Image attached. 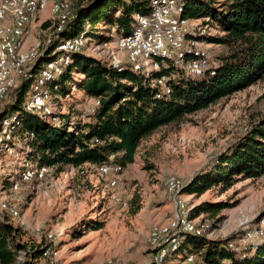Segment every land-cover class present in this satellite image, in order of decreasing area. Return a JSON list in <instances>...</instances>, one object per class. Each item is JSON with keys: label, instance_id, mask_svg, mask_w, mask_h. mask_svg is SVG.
Listing matches in <instances>:
<instances>
[{"label": "rangeland", "instance_id": "1", "mask_svg": "<svg viewBox=\"0 0 264 264\" xmlns=\"http://www.w3.org/2000/svg\"><path fill=\"white\" fill-rule=\"evenodd\" d=\"M69 1L75 8L87 0ZM44 10L39 20L43 44L52 35V14L49 7ZM207 22L191 19L189 24L218 66L227 49L212 41L222 33ZM96 26L80 53L103 61L114 49L115 37L104 45L101 39L109 27L103 23ZM33 40L34 34L26 41L27 48ZM80 75L72 73L75 85ZM54 94L55 110L61 117L67 114L73 130L94 120L92 101L77 86L67 95ZM12 97L10 90L0 101V112ZM263 114L264 78L188 115L179 127H161L143 137L134 161L123 167L114 187L98 174L94 164L86 162L80 169L66 165L56 171L53 167L42 181L20 182L16 191L8 192L23 170L26 140L30 138L19 132L14 145L18 155L0 151V192L4 190V198L23 216L18 224L7 211L0 210V222L15 228L11 239L15 255L9 264H151L149 234L169 220L173 208L165 187L167 177L174 174L186 184ZM29 160L35 162L33 157ZM112 193L116 199L111 198ZM184 199L190 210L202 202L226 204L197 218L208 225L205 239H226L228 244L264 215V175L239 180L225 190L217 185L200 195L184 194ZM187 242L188 238L181 246ZM193 245L191 252L201 257L199 252L204 248ZM35 250L41 252L34 256L31 252ZM46 250L51 253L44 254ZM183 259L175 258L172 263Z\"/></svg>", "mask_w": 264, "mask_h": 264}, {"label": "trees", "instance_id": "2", "mask_svg": "<svg viewBox=\"0 0 264 264\" xmlns=\"http://www.w3.org/2000/svg\"><path fill=\"white\" fill-rule=\"evenodd\" d=\"M148 11L149 0H87L73 8V17L61 31L52 34L51 43L29 69V77L11 89L13 97L0 112V122L6 115L17 114L20 126L15 135L19 132L26 137L30 135L26 140L28 159L33 157L39 165L61 171L66 165L86 162L98 165L115 154V160L125 167L134 161L143 137L161 127H179L188 115L264 78V0H186L182 17L206 20L222 33L212 41L224 45L227 52L220 56L213 75L192 77L173 68L162 69L153 76L176 72L175 78L169 80L170 91L165 93L144 84L136 72L107 66L101 60L80 53L81 49L70 55L69 63L54 78L53 91L67 95L77 86L89 98L99 97L101 105L91 114L94 120L73 130L67 114H62L59 122L50 123L39 112L23 109L35 76L46 62L61 53H53L58 40L74 37L82 31L91 38L96 25L103 23L109 28L101 41H109L132 29L135 13ZM112 28L114 31L110 34ZM191 35L198 39L194 31ZM73 72L81 74L77 85ZM262 175L264 114L196 173L182 193L200 195L217 185L225 190L239 180ZM225 206L222 202H202L194 206L190 214L197 217L202 212ZM14 234L15 228L0 222V264H9L14 259L11 240ZM203 236H188V242L160 264H173L175 258L191 253L193 244L202 245L204 252L199 254L210 264H264V242L251 253H236L228 247L226 239L210 240ZM40 252L31 253L36 256Z\"/></svg>", "mask_w": 264, "mask_h": 264}, {"label": "built area", "instance_id": "3", "mask_svg": "<svg viewBox=\"0 0 264 264\" xmlns=\"http://www.w3.org/2000/svg\"><path fill=\"white\" fill-rule=\"evenodd\" d=\"M186 0H149L148 13H135L134 25L125 35L115 37L114 49L107 52L104 62L117 70L130 69L139 74L144 84L158 87L165 93L170 91L169 80L175 78L176 72L153 76L162 69L173 68L192 77L206 73L213 75L216 63L213 61L203 42L191 35L190 19L182 17ZM49 7L52 14L50 28L52 34L61 31L73 17V3L69 0H0V101L21 80L29 77V69L51 43L52 35L43 44L39 38L42 31L38 22L39 13ZM112 28L111 33L113 34ZM34 34V40L27 48V39ZM36 34V35H35ZM89 41L85 31L74 37L58 40L53 53H61L53 60L46 62L33 79L30 90L23 101V109L39 112L48 122L60 121V114L55 110L56 101L53 87L54 78L59 75L70 61V55L80 51ZM109 45L108 41L103 43ZM28 68V69H27ZM90 113H95L101 105L99 97L90 98ZM20 126L17 114H9L0 122V151L16 154L14 132ZM98 142L97 139L93 140ZM111 154L95 168L100 176L108 178L110 186L117 185V178L123 166ZM23 170L17 180L11 182L8 192L16 191L20 182L30 180L42 181L52 173L53 166L39 165L23 158ZM81 168V165H77ZM185 182L171 174L166 179V190L171 197L173 208L169 220L165 224L155 226L148 237L153 254V264H160L163 259L181 247L188 236L205 235L208 225L192 217L186 205L182 190ZM0 192V210L7 211L10 216L23 222V216L15 204H11ZM113 199L116 195L112 193ZM264 242V215L251 228L229 241L228 247L236 253L252 252ZM51 253L48 250L44 254ZM194 253L183 256L178 264H210L199 259Z\"/></svg>", "mask_w": 264, "mask_h": 264}, {"label": "crops", "instance_id": "4", "mask_svg": "<svg viewBox=\"0 0 264 264\" xmlns=\"http://www.w3.org/2000/svg\"><path fill=\"white\" fill-rule=\"evenodd\" d=\"M43 11H45V10H42V11L39 13L38 22H39V20H40V16L42 15L41 13H42ZM28 39H29V38H28ZM28 39H27V40H28Z\"/></svg>", "mask_w": 264, "mask_h": 264}]
</instances>
